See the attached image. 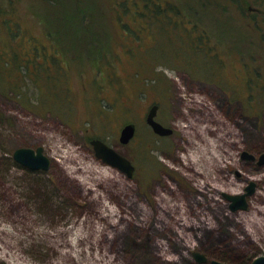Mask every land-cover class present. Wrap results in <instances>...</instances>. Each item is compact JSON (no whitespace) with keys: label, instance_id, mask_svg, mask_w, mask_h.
<instances>
[{"label":"rangeland","instance_id":"rangeland-1","mask_svg":"<svg viewBox=\"0 0 264 264\" xmlns=\"http://www.w3.org/2000/svg\"><path fill=\"white\" fill-rule=\"evenodd\" d=\"M121 1L0 0V9L5 11L0 12V264L9 260L19 264H73V256H65L66 252L78 256L86 249L88 254L91 246L111 258L102 264H210L215 259L248 264L251 260L240 257L250 256L253 245L264 244L256 226L252 225L251 232L248 224L233 227L220 210L212 224L208 212L197 211L194 206L196 195L187 183L191 182L186 171L189 168L179 157L194 153L192 144L189 146V141L196 139L193 125L207 115L198 114L192 106L184 109V104L178 105L176 94L211 93L217 108L228 111L226 98L232 97V88L238 87L241 76L240 35L248 41L257 37L249 16H264L262 1L159 0L166 6L168 1L176 4L184 12L175 20L167 17L165 21L147 16H141L144 21H140L131 5L136 0H124L128 3L117 11ZM81 6L88 13L78 18L75 14ZM251 45L247 57L257 58L252 62L256 76L262 78V93L264 49ZM13 53L17 59L10 64L28 66L26 75L24 67L12 70L4 66ZM193 77L218 81L220 87L193 82ZM117 92L131 98L128 102L133 110L127 111L129 114L123 112ZM137 92L144 94L140 98ZM164 94L168 96L165 120L176 122V134L167 139L152 138L143 125L138 131L149 138L146 143L169 140L165 145L154 144L156 165L149 162L152 169H147L155 175L147 190L138 180L124 181L119 172L102 167L85 142L98 135L113 140L112 130L119 121L131 118L139 122L144 104L163 100ZM262 98L264 103V95ZM100 108L105 113H100ZM238 108L237 101L230 106L231 112ZM159 117H163L162 109ZM242 125L234 135H240L241 141L244 135L248 141H258L264 149V111L258 123L252 116ZM136 140L144 141L139 134ZM21 146H41L50 159L49 168L28 170L17 163L13 151ZM145 147L136 151L141 153ZM164 149L179 166L160 160ZM164 170L172 172L170 177ZM260 173L256 181L262 202L258 207L264 208V167ZM164 194L165 203L161 199ZM35 217L37 232H47L51 225L67 219L98 228L102 224L100 243L93 244L94 234H89L81 246L73 242L68 250V246L43 234L32 240ZM192 251L203 253L207 261L197 263ZM84 256L77 259L78 264H90L91 259Z\"/></svg>","mask_w":264,"mask_h":264},{"label":"flooded vegetation","instance_id":"flooded-vegetation-1","mask_svg":"<svg viewBox=\"0 0 264 264\" xmlns=\"http://www.w3.org/2000/svg\"><path fill=\"white\" fill-rule=\"evenodd\" d=\"M252 8L256 9V7ZM244 17L246 18V20H248L247 16ZM249 17L251 18V20L255 21H253L254 24L249 22V25L254 27L255 31L257 32V37L252 39L251 41H248L247 38H244L243 40V36L240 35L242 39V53L238 61L241 68V76L239 77L238 87L232 88V91H234V93H231L232 97L226 98L225 105L227 106L226 110L228 111L225 113L223 108H217V105L213 98V94L211 93V96H208V94L206 93L200 92H190V94L183 92L180 94H176V98L179 99L177 103L178 105H181V103L182 105L184 104V109H187L188 106H192L196 109V112L198 114L204 113L207 115L205 119L201 118L202 120L200 119L196 122L193 121L195 122V124L192 122L194 124L192 131L194 132L195 130L196 139L195 141H189L191 142L189 146H191L192 144L194 153H190L187 158L179 157L182 163L187 164L189 168L186 169V171L190 173L189 180L191 182H186L193 186V188H191V191L194 195H196L194 196V198L192 197L194 199V206L197 211L208 212V217L210 218L212 224L216 220V218H214L215 213L220 210L226 221L231 219L230 222L233 227H240L243 224H245L246 227L248 217L252 218L253 216H261L260 212L258 211V208H260L258 207V205L262 202L260 197V195L262 196V194L258 193L259 187L256 180L257 175L261 174L260 172L264 167V149L262 144L258 141H248L246 140L245 135L243 136V141H241L242 137L240 135H234V133L238 134V131L242 130V123L243 121L245 122L248 117L254 116L258 123L264 111V103L262 98L264 92L261 93L259 89L260 83H262V78H259L258 75L256 76L258 72L252 62V60L257 58L255 56L251 58L247 57V49L251 44V47H260L264 49V16ZM259 17L262 20L261 22ZM191 31L194 32L196 30L191 29ZM202 35H204V33ZM190 79L193 82L202 83L203 85H214L220 87L218 81L210 82V80L201 77H193ZM168 85H170L169 80ZM234 86L236 85L234 84ZM116 89L118 90L117 87ZM189 89H193V87H190ZM116 94L117 101L120 100L119 104L125 109L123 110V112L133 110V105L128 102V100H130L131 98H128L126 95L125 98H123V94L121 92H117ZM143 94L144 93L137 92L136 95L141 98ZM180 95L183 96V98H178V96ZM164 96L166 98H164L163 100L153 99L144 104L142 114L139 116V122L136 119L134 120L131 118L119 121V123L114 126V130H112L114 131L113 140H109L107 136L98 135L89 137L85 142L86 146L91 149L97 162L102 167H111L116 171V173L119 172L123 176L122 180L124 181L130 182L135 179L138 180L140 186L143 189L147 188V190L150 189V181L155 175V173L152 174L149 169H147V167H149L148 164L151 163L152 166L155 164V162H153V159L155 160V158H153L152 156L153 149L156 148L154 144L165 145V142L169 140H161L162 142L158 141V143H146L145 139L149 138L142 137L138 131L141 125H143L151 131L152 138L153 136H156L160 139H167L176 134V122H167L165 120L167 118L166 100L168 96L166 94H164ZM236 101L239 102V108L234 109L233 112H231L230 106ZM163 103H165L164 108H162ZM152 107H155L153 120L161 124L164 128L169 129V133L159 134L153 130L152 126L148 122V114L151 111ZM161 109L163 114L162 118L159 117V111ZM99 112L105 113L101 110V108ZM127 113L129 114V112ZM128 124H132L134 126V133L128 139V141L122 142L120 140L121 131ZM138 134L140 138L144 140L143 142H137L136 136ZM93 139L99 140L104 145L113 149L118 155L123 157L126 162L122 163L121 165H112L104 161L101 157H98L96 155V150L91 143ZM185 143L187 144L188 141H185ZM142 145L147 146L145 147L147 150H144L141 153L137 152L136 149L138 147L140 148ZM120 147L130 148L131 150L126 151V153L122 150H119ZM161 153V156L163 158H161L160 160L162 162H165V160H167L171 164H176L178 166L180 165V163L177 162L176 159L173 158L168 151H165V149ZM166 166H168V164H163V167ZM143 167L145 168V172L140 173L139 171L143 170ZM149 168L152 169V167ZM27 169L31 170L29 168ZM176 169H178L177 166ZM163 172L167 177H170V174L172 173L168 170H164ZM248 173H251V175H248ZM229 177L233 179V184H231ZM98 185H102L101 182ZM229 188L235 190H231V192H229ZM164 193L168 194V192H166V189L164 190ZM164 197L167 198L165 194L164 196H161L163 203H165ZM198 198L201 199V202L196 200ZM203 201H206V205L201 206L200 203H202ZM173 203L176 206L179 204L177 203V201H175V199ZM256 205L257 207H255ZM204 207H206L205 211L202 210ZM182 222L185 224L187 221L182 220ZM36 223L37 218L36 221L32 222L31 226L32 240L36 239L38 237V234H43V236H47L51 241H58L59 244L68 246L66 250H68L69 245H73V242H75L78 246L85 244L86 238L89 234L95 235L92 237V239H94L93 244L95 242L100 243L102 237H98V232L102 231L103 229L102 224L100 228H98L99 226L96 224H88L91 225L88 226L82 224L81 222L79 224L67 219L60 222V224H58L57 226L51 225L47 232H37L34 230L36 227H38ZM205 223L208 222L206 221ZM92 231L94 232L92 233ZM89 248L90 250L88 251V254L86 253V249H83V251H80V254H78V256L70 252L68 253V251L66 252L67 254L65 256L75 257H71V260L74 262L73 264H78L77 259L82 255H85V258H87L88 256L89 259H91V261H89L90 264H102V261H104L105 259V261L111 259L107 257V255L103 257L100 254V251H98L99 249L97 248V246H91ZM61 249H63V247ZM196 253L204 256L205 260L201 263L207 261V256H205L203 253L199 251H192L191 255L197 263L200 262H198L196 258ZM251 253L252 254L250 256H242L240 258L242 260L252 261L256 257H264V244L257 246L253 245V250ZM215 260L227 264L223 261V259ZM97 261H99V263ZM212 261L213 260L210 261V264H212ZM103 263L105 264L106 262Z\"/></svg>","mask_w":264,"mask_h":264},{"label":"water","instance_id":"water-1","mask_svg":"<svg viewBox=\"0 0 264 264\" xmlns=\"http://www.w3.org/2000/svg\"><path fill=\"white\" fill-rule=\"evenodd\" d=\"M155 107H152L151 111L148 114V122L152 126L153 130L159 134L169 133L170 130L164 128L161 124L153 120V116L155 114ZM134 133V126L132 124L126 125L122 131L120 140L122 142L128 141V139ZM93 144L96 155L101 157L104 161L112 164V165H121L126 162L123 157L118 155L113 149L101 143L99 140L93 139L91 141ZM13 159L19 163L20 165L29 168L31 170H47L50 166V159L43 153V149L41 146L36 148L21 146L17 147L13 151ZM196 258L198 262H203L205 260L204 256L196 253ZM212 264H225L216 260L212 261ZM250 264H264V257L259 256L253 259Z\"/></svg>","mask_w":264,"mask_h":264},{"label":"trees","instance_id":"trees-1","mask_svg":"<svg viewBox=\"0 0 264 264\" xmlns=\"http://www.w3.org/2000/svg\"><path fill=\"white\" fill-rule=\"evenodd\" d=\"M8 2H10L11 0H7ZM123 1V2H122ZM121 2H118L117 5H116V10L118 8H121L123 9L124 5L128 3V1H124L122 0ZM262 2L261 5L264 7V0H261ZM138 3H141V7H139ZM168 6H166L165 4H163L162 2L160 3L159 0H136L133 4H131L133 7H134V10H135V16H139V19L140 21H144L142 20L141 16H147L149 17L151 20H159V21H165L166 18H171V20H175V17L176 16H183V13L182 10L180 9L179 6H177L176 4H170V2L168 1ZM118 11V10H117ZM264 10H262L263 12ZM0 12H5L3 9H0ZM87 10L84 8V6H81L80 9H79V14H75V16H78V18L81 16H85L87 14ZM2 16V15H1ZM74 16V15H73ZM167 18V19H168ZM76 20V18H75ZM3 21H4V17H3ZM178 21V19H177ZM74 23V20H71V24ZM74 25V24H73ZM75 26V25H74ZM17 27V33H18V25L16 26ZM76 27V26H75ZM82 30L84 33H86V29H84L82 27ZM79 31H81V29L78 30V33L79 34ZM50 32L53 34L52 32V29H50ZM17 35V34H16ZM36 43V42H34ZM39 47H41L38 43H36ZM11 60H8V62H5L4 66H6V69L9 68V69H12L14 70L15 69H18V67H24V71L22 70V72L26 75L27 74V70H28V66H23L22 63H13L12 65L10 63H12L15 59H17V54L16 53H13ZM31 65H34V64H31ZM8 66V67H7ZM34 68L35 70H38V68L36 67V65H34ZM24 75V76H25Z\"/></svg>","mask_w":264,"mask_h":264},{"label":"bare ground","instance_id":"bare-ground-1","mask_svg":"<svg viewBox=\"0 0 264 264\" xmlns=\"http://www.w3.org/2000/svg\"><path fill=\"white\" fill-rule=\"evenodd\" d=\"M229 180L231 182V184H233V179L231 177H229ZM234 191L235 189H232V188H229L228 191L231 192ZM258 211L260 212V215L261 216H251L252 218L248 217L246 224H248L247 227L248 228V231H252L251 229H253V226L252 225H255L256 226V229L259 231V236L260 237H264V208H258ZM8 256V254H7ZM20 259V258H19ZM10 262H7V264H19L18 261H16L15 263L12 262L11 260H9Z\"/></svg>","mask_w":264,"mask_h":264}]
</instances>
